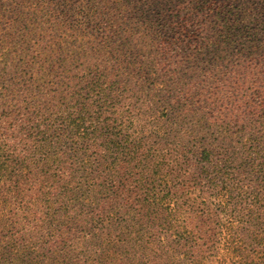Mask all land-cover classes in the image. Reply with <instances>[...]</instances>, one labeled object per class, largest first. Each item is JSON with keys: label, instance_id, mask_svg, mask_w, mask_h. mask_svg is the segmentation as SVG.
<instances>
[{"label": "trees", "instance_id": "16d2710c", "mask_svg": "<svg viewBox=\"0 0 264 264\" xmlns=\"http://www.w3.org/2000/svg\"><path fill=\"white\" fill-rule=\"evenodd\" d=\"M55 1L60 26L35 32L56 37L54 46L40 48L37 43H27L34 32L21 31L18 35L24 38L18 36L16 41L12 34L0 30V264H176L169 255L164 259L162 254L146 253L150 248L142 243V237L136 239L142 243L138 246L142 253L125 262L116 254L117 244L126 241L120 234L87 231L91 217L88 207L100 195L110 200L99 183L105 171L116 182L112 172L121 165L127 172L138 171L141 182L156 187L161 158H137L141 155L139 147L124 134L126 119L120 118L122 113L115 116V108L108 110L120 97L115 90L119 81L107 80L106 71L82 74L87 56L99 54L109 59L113 55L112 28L103 20L91 23L96 19L88 3L77 8L71 0ZM117 1L122 5L119 14L129 28L125 31L128 41L118 46L113 56L120 61L113 73L129 72L138 65L126 60L130 58L126 53L130 39L153 43V38L168 32L171 22L166 12L173 2ZM102 2L111 10L114 0ZM200 8L214 13L226 41L236 37L248 55L257 49L261 37L264 39V0H202ZM137 14L143 30H132ZM172 33L176 35L174 42L178 33ZM74 36L82 46L75 45L68 55L66 41ZM76 67L79 74H74ZM201 147L198 156L205 165L202 169L207 171V163L213 167L208 187L223 216L218 233L225 254L210 262L204 250L185 245V264H264V156L253 166L255 187L254 182L253 186L246 184L235 169L214 163L208 145ZM98 152L103 153L102 159L96 157ZM116 184L111 202L123 193L118 181ZM248 195L257 200L258 207L247 202ZM167 198L168 193L163 195L162 190L146 189L135 210L140 224L148 225L168 211ZM237 209L243 213L238 221L234 218ZM246 223L255 227L247 239L241 236ZM235 227H241L240 233ZM90 237L97 241L93 254L84 250Z\"/></svg>", "mask_w": 264, "mask_h": 264}, {"label": "rangeland", "instance_id": "374dc122", "mask_svg": "<svg viewBox=\"0 0 264 264\" xmlns=\"http://www.w3.org/2000/svg\"><path fill=\"white\" fill-rule=\"evenodd\" d=\"M201 1L173 0L166 12L171 22L168 32L159 39L153 38V43L130 39L126 52L130 58L126 60L138 65L129 72L113 73V68L119 69L120 63L113 56L118 46H125L128 41L125 31L129 27L119 14L122 5L114 0L111 10H107L102 0H71L77 3V8L90 4L96 19L91 23L96 25L103 20L113 34V55L109 59L99 54L87 56L82 74L106 71L107 80L119 81L115 90L120 97L108 110L115 108V116L122 113L120 118L126 119L124 134H129L130 141L139 147L141 155L137 158L153 156L149 157L150 161L161 158L156 187L141 182L138 171L127 172L119 165L112 172L116 182L107 177V171L99 180L110 200L100 195L88 207L91 217L87 231L120 234L126 241L117 244L116 254L125 262L142 253L138 246L143 242L150 248L146 253L162 254L164 259L169 255L176 264H185L187 260L185 245L204 250L210 262L225 254L218 233L223 216L218 200L208 187L213 167L207 163V171L202 169L205 165L198 156L201 146L208 145L213 150L214 163L235 169L246 184L253 186L254 182L257 186L252 170L260 163L259 157L264 156V39L261 37L257 49L248 55L236 37L226 41L217 17L203 12ZM57 3L55 0H0V30L12 34L16 41L18 36L24 38L19 32H34L30 33L27 43H37L40 48L54 46L56 37L35 32L58 29ZM137 16H134L135 24L131 23L132 30H143ZM173 30L178 33L174 42ZM79 40L74 36L66 41L68 55L75 45L82 46L76 43ZM20 46L29 47L28 44ZM79 73L76 67L74 74ZM62 81L63 78L60 85ZM102 156V152L96 155L100 159ZM117 181L123 193L111 202L115 199ZM148 188L162 190L163 195L168 193L166 202L170 209L163 208L165 212L158 219L142 225L135 210L137 201L144 198ZM247 202L259 205L249 195ZM242 215L237 209L235 220ZM239 228L235 227L238 233ZM253 229V224H247L241 236L247 239ZM139 237L143 240L140 244L136 241ZM96 243L90 237L84 250L93 254Z\"/></svg>", "mask_w": 264, "mask_h": 264}]
</instances>
